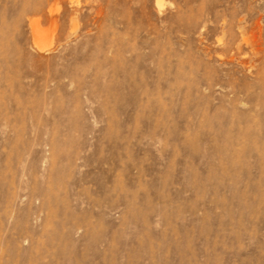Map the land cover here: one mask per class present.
I'll return each instance as SVG.
<instances>
[{
	"label": "rangeland",
	"instance_id": "obj_1",
	"mask_svg": "<svg viewBox=\"0 0 264 264\" xmlns=\"http://www.w3.org/2000/svg\"><path fill=\"white\" fill-rule=\"evenodd\" d=\"M0 264H264V0H0Z\"/></svg>",
	"mask_w": 264,
	"mask_h": 264
}]
</instances>
